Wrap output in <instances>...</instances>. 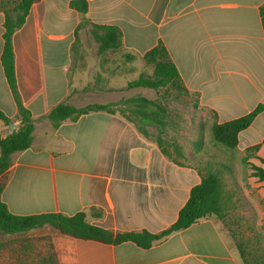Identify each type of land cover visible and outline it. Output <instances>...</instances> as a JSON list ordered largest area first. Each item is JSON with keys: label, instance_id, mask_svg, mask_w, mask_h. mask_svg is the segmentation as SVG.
Here are the masks:
<instances>
[{"label": "crops", "instance_id": "0c3cea01", "mask_svg": "<svg viewBox=\"0 0 264 264\" xmlns=\"http://www.w3.org/2000/svg\"><path fill=\"white\" fill-rule=\"evenodd\" d=\"M86 1L91 23L117 26L122 32L121 47L101 55L94 40L95 78L88 80V74L73 70L76 62L85 61V46L76 49L82 15L70 7L71 0L34 3L13 35L19 94L36 121L32 146L12 156L1 200L16 215L84 212L89 223L113 232L160 233L177 220L191 189L201 182L204 168L199 163L229 162L232 152L203 143L188 156L196 162L178 164L119 113L91 112L63 121L58 128L43 117L62 102L84 107L146 97L141 89L148 88L127 85L142 73L151 74L152 69L143 71L136 62L144 61V53L159 42L199 106L216 112L217 123L248 114L263 100L247 106L242 96H264V0ZM4 21L0 9V109L17 129V106L1 63ZM141 47L145 49L137 56ZM125 54L135 58L127 61ZM131 75L134 79L125 83L116 81ZM9 134L10 124L0 121V137ZM238 138L233 152L240 155L263 141L264 109ZM256 156L264 158V146ZM257 160L249 162L261 166ZM260 185L262 193L264 181ZM259 215L262 219L264 208ZM43 228L52 238L59 264H244L217 217L203 218L147 249L133 242L111 245Z\"/></svg>", "mask_w": 264, "mask_h": 264}, {"label": "trees", "instance_id": "16d2710c", "mask_svg": "<svg viewBox=\"0 0 264 264\" xmlns=\"http://www.w3.org/2000/svg\"><path fill=\"white\" fill-rule=\"evenodd\" d=\"M39 1L0 0V9L5 14L4 46L1 63L17 106V118L20 120V125L17 129L5 138L0 137V233L19 236L43 227H51L62 235L77 239L92 240L111 245L133 242L140 248L147 249L154 243L165 239L173 232L186 229L203 218L217 217L224 222L232 206V194L229 192L224 179L225 171L233 172L230 161L200 162L199 164L203 165L204 168L203 172H201V182L191 189L190 197L179 211L177 220L169 228L156 234L146 230L113 232L89 223L84 212L67 216L54 212L16 215L9 211L7 205L1 200V194L5 187L7 173L12 165V156L32 146L36 121L31 112L24 106L19 94L12 39L14 33L25 24L32 5ZM12 2H14V5L10 7L9 5ZM70 7L82 15L77 32L83 25L87 24L89 26L88 32L98 43V55L109 50H118L121 47L122 32L117 26L93 24L86 17L88 11V3L86 0H71ZM260 11L264 28V4ZM124 57L127 61L135 58L130 54H125ZM143 60L147 65L152 66L151 74L142 73L136 80L129 82L127 88L143 87L160 90L171 87L178 95H192L183 84L179 71L162 42H159L156 46L144 53ZM168 109L169 104H164L158 100L144 96H134L118 102L106 104L94 103L84 107H76L67 102H62L53 107L43 118L47 119L53 128H58L63 121H76L82 115L91 112L105 111L112 114L119 113L131 122L143 136L155 141L167 157L175 163L182 164L176 156L170 153L161 137L166 128ZM263 109L264 104L260 103L248 114L224 123H217L216 112L209 110L215 118L210 127L213 142L216 145L222 146L225 150L233 152L237 149L239 143V133L247 129ZM0 121H3L7 125L11 123L10 118L1 109ZM149 126H153L158 130L156 136H153L148 130ZM203 143L204 140L200 136L197 147L200 148ZM261 146H264V139L261 143L247 148L245 155L242 157L245 163H248L251 157L257 158L260 161L261 166L253 163L249 164L251 176L255 177L258 181H264V158L256 156V152ZM178 154L180 155L181 153L178 152ZM193 160V163L197 161L196 158H193ZM229 232L244 264H264L263 250L260 251L258 248H254L252 245L250 246L249 242L242 240L234 232L230 230ZM43 238L46 239V244L43 249L45 251L34 252V255L38 256L36 264H59L52 238L49 235ZM23 245L20 250L16 251V259L22 263L31 258L30 252L33 251L31 246Z\"/></svg>", "mask_w": 264, "mask_h": 264}, {"label": "rangeland", "instance_id": "374dc122", "mask_svg": "<svg viewBox=\"0 0 264 264\" xmlns=\"http://www.w3.org/2000/svg\"><path fill=\"white\" fill-rule=\"evenodd\" d=\"M12 5H14V2L9 6L12 7ZM88 28L89 26L86 24L79 30L80 35L76 46L77 50L79 46H85V61L76 62L73 70L88 74L89 80L90 77L91 79L95 78L98 57L95 41L88 33ZM140 49V52L136 53L137 56L145 48L141 47ZM144 62L137 61L136 64L137 66H141L143 71L150 70L152 66ZM133 77L131 75L127 78L128 80L125 77H119L116 81L118 83H125L126 81L134 79ZM86 80L87 77L85 76L83 82ZM141 91L142 95L150 99L169 104L166 128L161 137L170 153L176 156L178 160L194 161L193 158L189 159L188 156H191L193 150L197 148L200 136H202L204 145L207 148H222L211 140L208 123L211 119L215 120L213 114L208 109L199 106V100L195 95H178L171 87L156 91L149 89H141ZM92 98L95 99L96 96L94 95ZM242 98L245 100L247 106L254 104V101L257 99H262V103L264 104V96L262 94L259 96L245 94ZM148 130L153 136L158 134V130L153 126H149ZM177 151L181 154L179 155ZM219 153L220 155H225L222 151ZM242 157L243 155L232 152L230 164L233 167V172H224L227 188L233 190L232 206L227 213L224 223L228 230L234 232L242 240L249 242L250 246L252 245L254 248L264 251V215L262 219L259 215V210L264 208V192L261 193L259 191L263 186L260 185L261 181L251 176L250 162H243ZM251 159L252 157L249 158V160ZM257 163H260V161L257 160ZM242 186L246 189V193ZM47 229L48 233L56 232L51 227H47ZM47 235L45 228L33 230L19 236L0 233V264H36L38 256L34 255V252L45 251L43 249L46 244V239L43 237ZM23 244L31 246L33 250L30 252L31 258L24 263L16 259V251L20 250L24 246Z\"/></svg>", "mask_w": 264, "mask_h": 264}, {"label": "water", "instance_id": "95a60500", "mask_svg": "<svg viewBox=\"0 0 264 264\" xmlns=\"http://www.w3.org/2000/svg\"><path fill=\"white\" fill-rule=\"evenodd\" d=\"M10 127H11V133L13 132V129H15L16 128V126H15V124H13V123H10Z\"/></svg>", "mask_w": 264, "mask_h": 264}]
</instances>
